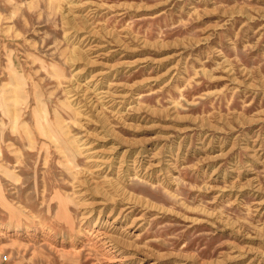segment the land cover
I'll return each mask as SVG.
<instances>
[{
	"label": "rangeland",
	"instance_id": "374dc122",
	"mask_svg": "<svg viewBox=\"0 0 264 264\" xmlns=\"http://www.w3.org/2000/svg\"><path fill=\"white\" fill-rule=\"evenodd\" d=\"M0 264H264V0H0Z\"/></svg>",
	"mask_w": 264,
	"mask_h": 264
},
{
	"label": "bare ground",
	"instance_id": "6f19581e",
	"mask_svg": "<svg viewBox=\"0 0 264 264\" xmlns=\"http://www.w3.org/2000/svg\"><path fill=\"white\" fill-rule=\"evenodd\" d=\"M6 175V174H5Z\"/></svg>",
	"mask_w": 264,
	"mask_h": 264
}]
</instances>
